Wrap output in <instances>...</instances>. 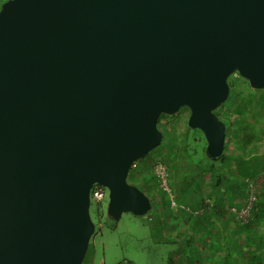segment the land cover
<instances>
[{
  "label": "water",
  "instance_id": "water-1",
  "mask_svg": "<svg viewBox=\"0 0 264 264\" xmlns=\"http://www.w3.org/2000/svg\"><path fill=\"white\" fill-rule=\"evenodd\" d=\"M234 74L264 90V0H5L0 4V264H82L106 217L152 208L127 182L188 110L212 163Z\"/></svg>",
  "mask_w": 264,
  "mask_h": 264
},
{
  "label": "rangeland",
  "instance_id": "rangeland-1",
  "mask_svg": "<svg viewBox=\"0 0 264 264\" xmlns=\"http://www.w3.org/2000/svg\"><path fill=\"white\" fill-rule=\"evenodd\" d=\"M3 1L5 0H0V4ZM242 98V100L240 99L242 104L241 102L236 104L238 108L244 110L242 120L240 119L242 116L237 114V108L231 109L227 106L229 109H221L220 112L222 117L220 119L225 123L226 131L232 133L229 140L230 148L227 152L225 150V156H235V158L239 154L242 156L241 160L234 161L240 167H245L246 176L240 177L242 182H246L245 187L247 183L254 185L255 197L260 200L259 211L256 212H263L264 109L259 113V110L255 111L252 105L264 104V99H262L264 95L257 92L253 95H243ZM228 104L229 100L226 101V105ZM188 114L186 108H181L176 115L169 116L168 126L164 125L160 128L163 131L161 145L138 160L137 169L130 172L127 177V182L139 186L148 198L154 197L151 203L152 208L146 215L134 216L124 213L118 221H111L106 217L108 195L99 206L91 203L89 213L95 229L89 240L82 264H180V262L184 263L183 259L187 260L183 257L181 261L176 258L175 254L179 253L180 244L176 243V240H170L171 236L175 239L176 233L174 234L166 225L163 227V220H160L161 214L167 215L169 211L174 213L189 211L191 208L188 210L186 206L188 204L195 205L201 198V207L206 200L209 201L207 203L209 206L204 211H212L213 201L208 198L210 197L209 176L202 175L198 182L195 180L196 175L202 172V167L208 165L205 152H203V148L205 149L206 146L205 138L199 130H191L187 127ZM251 116H255V118L252 119ZM226 118L232 121L230 122ZM236 132L242 135L235 136ZM157 162H161L167 167L168 185L175 203L173 207L169 203L168 196L158 188L157 178L153 173V165ZM233 168H236V164ZM235 179L239 180V178ZM233 202L232 198L225 202L229 204L225 206L227 208L225 211L230 212L231 208L238 209ZM246 202L241 206H244ZM197 210L199 208L195 211ZM236 220L239 222L237 218ZM157 224L161 225L163 230H154L153 233L151 227H155Z\"/></svg>",
  "mask_w": 264,
  "mask_h": 264
},
{
  "label": "crops",
  "instance_id": "crops-1",
  "mask_svg": "<svg viewBox=\"0 0 264 264\" xmlns=\"http://www.w3.org/2000/svg\"><path fill=\"white\" fill-rule=\"evenodd\" d=\"M233 200L234 206L243 204ZM227 205L198 215L195 211L161 214L163 227L176 233L175 239L170 234V240L180 244L176 258L187 259L180 264H264V211L256 212L242 227L233 213L225 211Z\"/></svg>",
  "mask_w": 264,
  "mask_h": 264
},
{
  "label": "trees",
  "instance_id": "trees-1",
  "mask_svg": "<svg viewBox=\"0 0 264 264\" xmlns=\"http://www.w3.org/2000/svg\"><path fill=\"white\" fill-rule=\"evenodd\" d=\"M228 83H229V87H230V95L228 98L229 104L226 105V102H225L223 106H221L220 108H218L215 111V114L221 119H222V117L220 116L221 109H229L227 106H229L231 109L237 108V111H238L237 114L240 117L243 115L244 110L240 109L236 106V104H238V102L239 103L241 102V104H242L241 100L243 99L242 98L243 95H253L254 93H257V92H261V94L264 95V90L257 91V90L251 89L249 87V85L246 83V81L243 80L242 78H240L238 75L235 77L234 76L230 77L228 79ZM262 99H264V98H262ZM252 106H254L253 109L255 111L259 110V113L264 109V104H262V103L254 104ZM243 116L240 118L241 120H242ZM168 118H169V116L161 115L158 119V124L160 123L161 120H164V119L167 120ZM223 118H225V117H223ZM251 118L253 119V118H255V116H253V117L251 116ZM226 119L228 120L229 118H226ZM229 121H230V119H229ZM231 134L232 133H228L226 131V141H225L226 152L230 148L229 147V140L231 138ZM234 135L235 136L238 135L240 137V135H242V134L236 132V133H234ZM204 150L205 149L203 148V152H204ZM253 153H255V152L253 151ZM241 157L242 156H240V154L236 158H235V156L234 157L233 156H231V157L227 156L226 157L225 153H224V157L216 163H212L210 161H207L205 158L208 165H204L202 167V172L198 173V175H196L195 180L198 182L199 181L198 179L202 175H208L209 176V178H210V186H209L210 187V197H208V198H210L213 201L212 209L220 208L221 206L223 207L224 202H227V200L229 198L239 199L243 203L247 201V186L245 187L246 182L245 181L242 182V179L240 177V176H242V178H243L244 176H246V174L244 173L245 167H243V166L240 167V165L238 163H235V161H234L236 159L241 160L242 159ZM235 164H236V168L234 169L233 167L235 166ZM217 166H219V167L216 168ZM246 170H248V168H246ZM228 174H229V176H228ZM235 178H239V180H237ZM132 185H134V184H132ZM149 199L152 203L154 200V197L150 196ZM257 199L258 198L256 197V200ZM259 199H260V197H259ZM201 203H202V198H201V200H198L195 205L188 204L186 207L189 209L191 208L192 210L195 211L198 208L200 209ZM259 204H260V200L255 201L253 208L250 212L249 221L247 224H245L242 227H245V226L250 224L249 222L251 220L252 215H254L256 213V211H259L258 210ZM239 207L240 206H238V208ZM159 228H161V225L157 224L155 227H151V230L154 233L155 231H161Z\"/></svg>",
  "mask_w": 264,
  "mask_h": 264
},
{
  "label": "built area",
  "instance_id": "built-area-1",
  "mask_svg": "<svg viewBox=\"0 0 264 264\" xmlns=\"http://www.w3.org/2000/svg\"><path fill=\"white\" fill-rule=\"evenodd\" d=\"M233 76L235 77L237 75L234 74ZM159 124H161L162 127L164 125L166 127V126H168L169 122L164 119V120H161ZM137 161L133 162L130 165L128 175L130 174V172L137 169V167H138ZM153 173H154V176L157 178L158 188H160V190L168 196L169 203H170L171 207H173L175 205V203H174L172 191L168 185L167 167L163 163L157 162L156 164L153 165ZM247 186H248L247 202L245 203V205L242 206L241 208H238V209L237 208H231L230 209V212L236 216V218L238 219L240 224L248 223L249 217H250V212H251L253 205L256 201L254 185L252 183H250V184L247 183ZM137 187H139V186H137ZM107 195H108V192H107L106 188H104L103 186L98 185V184H93L91 189H90V193H89L90 205H91V203H94L97 206L101 205V203L107 198ZM206 201L203 204V207H201L199 210H197L193 213L194 215L201 214L202 211H204L209 206L207 204L209 201L208 200H206ZM187 209L189 210V208H187Z\"/></svg>",
  "mask_w": 264,
  "mask_h": 264
},
{
  "label": "flooded vegetation",
  "instance_id": "flooded-vegetation-1",
  "mask_svg": "<svg viewBox=\"0 0 264 264\" xmlns=\"http://www.w3.org/2000/svg\"><path fill=\"white\" fill-rule=\"evenodd\" d=\"M187 111H188V110H187ZM158 127H159V128H161V127H162V125H161V124H158ZM130 184H131V183H130Z\"/></svg>",
  "mask_w": 264,
  "mask_h": 264
}]
</instances>
